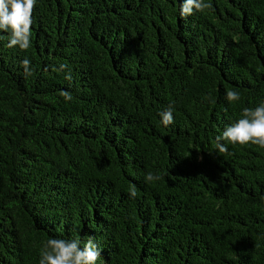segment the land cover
Returning <instances> with one entry per match:
<instances>
[{
    "label": "trees",
    "instance_id": "1",
    "mask_svg": "<svg viewBox=\"0 0 264 264\" xmlns=\"http://www.w3.org/2000/svg\"><path fill=\"white\" fill-rule=\"evenodd\" d=\"M183 2L37 0L30 49L0 32V264L77 237L97 264H264V149L215 148L264 102V0Z\"/></svg>",
    "mask_w": 264,
    "mask_h": 264
},
{
    "label": "clouds",
    "instance_id": "2",
    "mask_svg": "<svg viewBox=\"0 0 264 264\" xmlns=\"http://www.w3.org/2000/svg\"><path fill=\"white\" fill-rule=\"evenodd\" d=\"M37 0H0V32L8 33V48H19L26 51L32 47V25L34 23L33 13ZM211 3L205 0H184L180 15L186 18L194 12L203 13L211 9ZM3 37H0L2 39ZM25 77H31L34 69L31 61L25 58L22 61ZM67 64H60L59 69L63 71ZM71 80L69 73L65 77ZM61 97L67 102L72 99L68 91H61ZM241 98L240 93L234 90L226 91V99L229 103H235ZM210 99V97H209ZM174 106L169 104L159 112L161 123L169 127L174 123ZM226 142V143H224ZM226 144L240 146L257 145L264 149V102L254 108H244L241 118L225 127L221 135L215 137V148L220 153H227ZM162 177L159 173L148 172L145 180L148 183L159 181ZM129 195L132 198L137 196L134 185L129 188ZM101 251L94 243V238L89 237L81 247V240L63 238H49L40 249L39 264H97L100 260Z\"/></svg>",
    "mask_w": 264,
    "mask_h": 264
}]
</instances>
